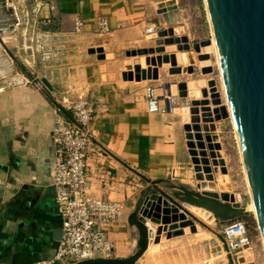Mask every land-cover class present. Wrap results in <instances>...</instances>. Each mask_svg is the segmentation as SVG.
Segmentation results:
<instances>
[{
	"label": "crops",
	"instance_id": "obj_1",
	"mask_svg": "<svg viewBox=\"0 0 264 264\" xmlns=\"http://www.w3.org/2000/svg\"><path fill=\"white\" fill-rule=\"evenodd\" d=\"M11 1L18 22L12 21L6 9L1 12L2 41L21 30L27 16L45 32L60 36L76 32L85 37L98 35L100 21L106 19L109 32L103 34L129 37L143 33L149 22L158 24L169 18L168 13H158V6L170 0ZM77 17L83 20L81 32L75 29ZM146 60L145 56L139 60L142 81L126 83L116 78L107 86L109 71L117 63L95 56L88 64L99 75L87 82L83 91L91 92L90 96L99 104L92 128L96 146L103 152L94 164L104 165L101 168L105 173L116 176L115 188L99 189V194L123 206L122 215L111 232L118 258L130 257L139 249V232L129 217L150 194L151 182L174 180L172 175L184 163L188 150L182 126L174 119V113H149L143 88L146 84L157 89L161 85L145 84L151 73L146 71ZM134 65L137 64L132 62L125 67V76ZM25 79L32 83L26 84ZM42 79L30 78L17 69L13 59L0 54V264H40L54 257L61 239L63 221L51 185L53 130L62 98L69 97L76 89L65 85L69 88L61 90L57 101L52 97L57 96L55 85L47 79L53 87L50 91ZM159 187L166 191L163 185ZM166 244H158L156 253L154 245L136 264H174L164 253Z\"/></svg>",
	"mask_w": 264,
	"mask_h": 264
},
{
	"label": "water",
	"instance_id": "obj_2",
	"mask_svg": "<svg viewBox=\"0 0 264 264\" xmlns=\"http://www.w3.org/2000/svg\"><path fill=\"white\" fill-rule=\"evenodd\" d=\"M205 2L230 110L258 214V223L264 234V0H205ZM5 9L12 15V21L17 23L18 20L14 17V3L12 1L9 3V0H0V15ZM175 9L177 5L169 1L167 4L162 3L158 6V13L166 14ZM11 27L14 29L13 24ZM171 28L175 27L170 26L168 29ZM160 32L149 35L153 39L141 42L139 49L127 51L126 55L145 56L147 64H150L149 55L157 54L163 56L165 63H171L172 72L193 73V67L189 68V54L180 45L181 37L172 31L170 38H157L156 35ZM174 44L179 45V53L171 49ZM211 44L212 41L208 40L193 45L195 51L200 54L198 57L200 61L210 60L209 53H201V46ZM113 57V53L97 55L99 60ZM208 67H210V73L211 66ZM149 76L148 80H158L159 67H154ZM132 79L138 82L143 80L141 65H134V72L128 75V80ZM42 82L50 91H53V87L46 78H43ZM174 83L179 86L180 97L189 95L187 82ZM172 84L163 85L169 112L173 110V102L168 98ZM208 84L210 88H216L214 80H210ZM215 91L217 92V88L214 91L210 90L211 101L204 99L201 103H197L196 100L193 102L194 106L212 104L219 107L214 119L210 117L200 120L197 108L192 111L195 114L192 118L194 124L184 125L188 153L194 164L197 181L201 182L198 183L197 189L168 180L152 181L153 188L150 194L145 197L141 207L129 217L139 232L138 251L127 258H98L76 264H136L143 256L149 254L154 245L164 243L168 239L199 233L201 221L193 213L198 214L209 224L234 221L247 213V208L240 203H229L227 193L219 194L217 191L207 190V188L215 189L216 186L204 182L205 178L211 182L215 180L208 159L209 153L206 150L207 147L212 150L211 141L217 137L213 135L217 132L215 121L228 117L227 108L223 105L218 92L214 96ZM207 96L208 91L203 93L200 90L197 99ZM186 122H189V119ZM210 154L213 164L217 165L218 161L214 159L215 152L210 151ZM222 172L225 173L226 170L222 169ZM159 185L174 192L172 194L168 192V194ZM189 218L195 219L197 224H193ZM150 221L156 224L155 227L149 224Z\"/></svg>",
	"mask_w": 264,
	"mask_h": 264
},
{
	"label": "rangeland",
	"instance_id": "obj_3",
	"mask_svg": "<svg viewBox=\"0 0 264 264\" xmlns=\"http://www.w3.org/2000/svg\"><path fill=\"white\" fill-rule=\"evenodd\" d=\"M170 2H174L177 5V9L168 12L169 18L164 19L163 23H158L157 32L164 29L170 31L173 29H168L170 26L180 29L178 34L182 42L180 45L189 54V68L193 67V73L172 72L173 66L171 63H165L163 56L154 54L153 56L149 55L151 57V68L148 64L145 67L147 68L146 71L159 67V79H146L144 82L145 84L153 82L155 85H162V88H164L163 85L165 83L187 82L189 84V82H205V85L208 86V96L206 98L197 99L189 95L186 97H180L179 95L172 97V100L173 98L175 100V107L180 109L174 113L173 117L178 122V125L182 126L181 131L185 135L184 125L186 123L191 126L194 124L192 121L195 116L192 112L193 110L199 109L200 120L210 117L214 119L215 115L218 114L219 107H215L212 104L206 105L207 107L205 105H193L195 100L197 103H201L204 99L211 101V88L208 82L210 80L215 81L217 92L222 99L223 105L227 108L228 117L215 121L217 132L213 135H217V137L211 141L212 150L208 149V147L206 149L209 153L208 159L210 160V167L215 180L211 182L205 178L204 182L217 186V189L215 187V189L207 188V190H217L219 194L227 193L230 196L228 202L240 203L248 208L253 202L252 190L213 43L210 45V60L200 61L198 59L200 54L193 47L195 43L212 41L213 39V29L206 2L205 0H170ZM164 3L167 4V2ZM35 24V20L33 21L32 17L27 16L25 26L21 30L5 37L3 41L0 38V54L13 59L17 69L30 78L42 77L51 81L56 87L55 95H57L52 97L55 100L57 99V101L58 99L60 100L61 90L69 88L65 85L76 89L69 95L70 99L81 95H89L91 97V92L84 93L83 91L86 89L87 82L90 83L92 79L96 80L95 78L99 74L93 71L91 64L88 63H91L99 53H113L114 57L106 60H114L117 63L115 64L114 62V66L109 71L110 82L107 86H111L112 81L116 78L126 83L129 81L135 82V79L128 80V75L130 72H134V68L129 70L127 76H125V67L132 62L140 65L141 56L136 58L129 57L126 52L137 50L140 48L141 42L153 39L145 33V30L143 33L130 34L131 36L129 37L123 34L121 36H110L100 33V35L85 37L76 32L69 36H60L58 33L45 32L40 25L35 26ZM166 38L168 37H163V39ZM178 47L179 45L174 44L171 49L179 53ZM208 66H211L210 73H203V69L210 68ZM137 83L134 85H137ZM147 85L143 88L144 90H146ZM217 92L213 93L214 96L218 94ZM157 93L163 95L165 92L164 89L158 88ZM186 107L189 110V122H186L182 112V108ZM210 151L215 152L214 159L218 161L217 165L213 164ZM199 157L202 159L201 156ZM183 162L181 167L177 168L176 174L173 173L172 177L174 180L172 182L197 189L198 183L201 182L197 181L194 164L188 150ZM222 169H225L226 172L223 173ZM220 184L225 185L219 187ZM163 188L171 194L174 192V190L166 187ZM193 215L201 221V231L199 233L168 239V242H164L167 243L164 246L165 248H163L164 253L173 259L174 264H264V236L258 223L257 215L252 211L247 209V213L239 218L246 223L251 242L249 245L232 253L227 251L226 243L222 236L225 223L209 224L198 214L193 213ZM189 219L193 221V224H197L195 219ZM152 226L155 227L154 225ZM158 247L160 246L155 245V253L159 252L157 250L159 249Z\"/></svg>",
	"mask_w": 264,
	"mask_h": 264
},
{
	"label": "built area",
	"instance_id": "obj_4",
	"mask_svg": "<svg viewBox=\"0 0 264 264\" xmlns=\"http://www.w3.org/2000/svg\"><path fill=\"white\" fill-rule=\"evenodd\" d=\"M75 26L77 32L82 31L81 17L76 18ZM158 28L157 23L149 22L145 33L154 34ZM98 30L102 34L109 32L106 19L100 21ZM24 81L32 83L29 79ZM160 88L163 90L162 85ZM166 96V92L163 95L157 93V86H147L149 112L169 113ZM98 108L99 104L89 95L62 98L53 130L54 166L51 172V185L63 221L62 235L54 257L40 264H76L116 257L111 232L122 215L123 206L121 202L99 194V189L112 191L115 188L116 176L105 173L101 168L104 165L94 164L103 152L96 146L92 128ZM63 109L71 114L70 118L64 115ZM225 224L222 236L229 253L250 244L245 222L236 219Z\"/></svg>",
	"mask_w": 264,
	"mask_h": 264
},
{
	"label": "bare ground",
	"instance_id": "obj_5",
	"mask_svg": "<svg viewBox=\"0 0 264 264\" xmlns=\"http://www.w3.org/2000/svg\"><path fill=\"white\" fill-rule=\"evenodd\" d=\"M179 30L180 29H178V28H173L172 30H170V31H167V30H164V31H161L160 33H158L156 36H157V38H165V37H169V36H171V33H172V31L177 35V34H179ZM212 43H213V47H214V49H215V54H216V56H217V60H218V63H219V59H218V53H217V48H216V44H215V38H214V33H213V39H212ZM213 49V48H212ZM210 46H201V52H203V53H209L210 52ZM213 52V51H212ZM220 65V64H219ZM128 69H130V67H128ZM209 69L210 68H208V69H203L202 71H203V73H207V72H209ZM223 78V77H222ZM207 82V81H206ZM188 86H189V96L190 97H196L197 98V95H198V92L200 91V90H202L203 91V93H205L206 91H207V85H205V82L204 81H200V82H193V83H190L189 82V84H188ZM210 90H212V91H214V90H216V88L215 87H211V89ZM178 92H179V86H178V84H175V83H173L172 84V87H171V92L168 94V92H167V94H168V98H170V100L172 101V102H174V98H173V100H172V97H176L177 95H178ZM216 92V91H215ZM206 106V105H205ZM207 107V106H206ZM180 109L179 108H177V107H175V105L173 104V110H172V113H175V112H178ZM188 109L187 108H185L184 110H183V113H184V115H185V119L187 120V119H189V114H188ZM215 113V112H214ZM204 174V173H203ZM209 183V182H208ZM212 185V184H211ZM225 184H220L219 185V187H221V186H224ZM216 189H217V186H216ZM217 191V190H216ZM252 192V191H251ZM229 195V194H228ZM253 195V194H252ZM230 197V196H229ZM230 203V202H229ZM249 211H252L254 214H256L257 216V218H258V214H257V210H256V206H255V202H254V198H253V202L249 205V207L247 208ZM149 224L152 226V225H156L154 222H152V221H150L149 222ZM153 227V226H152ZM262 230V229H261ZM263 233V232H262ZM263 236H264V234H263ZM150 252V251H149Z\"/></svg>",
	"mask_w": 264,
	"mask_h": 264
},
{
	"label": "trees",
	"instance_id": "obj_6",
	"mask_svg": "<svg viewBox=\"0 0 264 264\" xmlns=\"http://www.w3.org/2000/svg\"><path fill=\"white\" fill-rule=\"evenodd\" d=\"M63 112H64V114H65L66 116H68L69 118L71 117V114H70L67 110H64V109H63Z\"/></svg>",
	"mask_w": 264,
	"mask_h": 264
}]
</instances>
